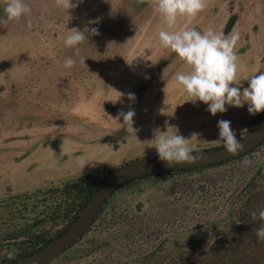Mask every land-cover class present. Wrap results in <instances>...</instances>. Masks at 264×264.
<instances>
[{
	"label": "rangeland",
	"instance_id": "374dc122",
	"mask_svg": "<svg viewBox=\"0 0 264 264\" xmlns=\"http://www.w3.org/2000/svg\"><path fill=\"white\" fill-rule=\"evenodd\" d=\"M24 2L31 13L4 23L6 0H0V135L30 131L26 137L33 143L47 137L41 158L28 165L30 175L21 170L0 188L36 180L51 184L57 177L73 179L91 171L82 176L81 189L64 190L67 182L0 198V264H16L53 243L79 220L108 175L131 160L157 156L150 142L154 129L173 127L172 133L192 138V152L224 146L205 142L214 117L220 120L223 113L213 116L203 102H191L174 79L190 68L159 40L161 30L189 29V19L180 17L168 29L149 0H80L69 11L57 7L55 0ZM86 27L98 28L99 34L87 33L77 54L64 39L68 30ZM245 27L243 20L233 32L239 34L235 53L246 71L240 77L238 69L241 90L249 86L248 79L264 72V50L255 46L245 52L251 46ZM68 57L76 61L70 69L64 67ZM128 93L135 94V101ZM130 107L135 111L134 131L127 133L123 120L113 118ZM226 108L238 115L231 127L240 140L252 134L264 115H251L247 104ZM118 131L125 136L114 140ZM61 138L79 147L108 142L112 151L79 159L80 153L69 150ZM245 158L251 165L243 163ZM104 178L89 198L90 189ZM261 187L264 142L221 166L132 181L107 199L89 229L52 264H178L180 256L190 253L210 255L235 230L248 193ZM7 251H15L13 260Z\"/></svg>",
	"mask_w": 264,
	"mask_h": 264
},
{
	"label": "clouds",
	"instance_id": "9594fccd",
	"mask_svg": "<svg viewBox=\"0 0 264 264\" xmlns=\"http://www.w3.org/2000/svg\"><path fill=\"white\" fill-rule=\"evenodd\" d=\"M80 0H55L56 6L65 10H71L79 6ZM150 5L161 15L168 29H174L180 17L191 20L204 11L206 0H149ZM7 19L3 21H18L31 13V8L24 0H6L3 9ZM88 23H95L89 21ZM31 27V25H29ZM87 33L98 35V28H78L68 30L64 39L66 47L73 48L79 53V45L87 39ZM159 40L162 46L176 53L178 57L190 68L187 73L177 72L174 79L182 90L191 98V102L201 101L207 105V110L215 116L217 113H226V105L240 108L248 105L251 115L264 113V72L252 76L247 81L248 87L241 90V80L238 79V56L235 48L239 40L238 33H217L213 30L201 32L196 29H180L177 31L159 32ZM85 63V61H83ZM76 61L68 57L64 61L65 68H72ZM120 96L123 93H120ZM128 99L135 101V94L128 93ZM135 111L131 107L128 111L121 110L113 118L116 121L123 120L127 133L134 131ZM219 138L214 143L223 142L226 155L237 156L243 152L244 145L237 138V133L231 127V121H218ZM173 127H167L166 131L159 128L153 130V139L158 158L166 167L177 165H195L201 157L193 155L190 147L191 139L176 133H172ZM175 129V128H174ZM196 136V134H193ZM208 142V141H205ZM245 165H251V161L245 158ZM253 219L257 214L252 213ZM259 219L264 221V210L259 212ZM259 240L264 241V224L256 229ZM9 260L15 258V251H7Z\"/></svg>",
	"mask_w": 264,
	"mask_h": 264
},
{
	"label": "crops",
	"instance_id": "0c3cea01",
	"mask_svg": "<svg viewBox=\"0 0 264 264\" xmlns=\"http://www.w3.org/2000/svg\"><path fill=\"white\" fill-rule=\"evenodd\" d=\"M233 18L235 20L231 28L227 30V27ZM204 20L206 24H204ZM243 20H245L246 22L244 33L245 36L250 37L249 42L251 45L249 48L245 47V52H248L249 54L250 52H252L255 46H258L259 50L262 52L264 50V40L262 39V36H264V0H206L204 11L190 20L189 29H196L201 32L213 30L217 33H224L225 35H228L235 31L237 32L242 27ZM259 39L261 40L259 41ZM240 65L241 62H238V69L241 70L239 76H245L244 72L246 71L244 67ZM220 116L222 117V119L220 120H229L232 123V121H234V119L237 118L238 115L235 112H227L228 117H225L226 113H223L222 115L220 114ZM218 121L219 119L214 117V127L207 135L208 140L206 141L212 142L219 138V129L217 126ZM29 132L30 131L21 132L18 134L15 133L13 135H0V185L6 183V181L8 180L7 178L10 179L12 178V176H16L17 173L19 174L21 170H23L24 173L30 175L31 168H28V165L31 162H36L37 159L41 158V145L43 144V141L47 136H43L33 143L30 138L26 137V134H30ZM16 135H24V138L10 139L12 136L15 137ZM61 141L65 142V145L69 150L73 149L74 153H80L78 154L79 159L85 158L86 155H92L96 152L101 153L107 151L110 153L112 151L110 149V143L108 142L84 144L79 147L76 141L69 142L68 139L63 138H61ZM121 151L122 150H119L117 152L113 151L112 153L116 154ZM119 161H121V159H119ZM101 167L103 166H100L99 168ZM90 171L91 170L89 169L79 177L73 179H64L62 177H57L60 180H58L57 182L51 181V184L46 183V180L43 182L41 180H36L37 182L33 185H21L16 187H10L9 185L8 188H0V198L9 194H24L30 191L47 190L48 188H51L55 185H61L70 181L77 180L82 176H85L87 172ZM26 189H29V191L16 193V190L21 191Z\"/></svg>",
	"mask_w": 264,
	"mask_h": 264
},
{
	"label": "water",
	"instance_id": "95a60500",
	"mask_svg": "<svg viewBox=\"0 0 264 264\" xmlns=\"http://www.w3.org/2000/svg\"><path fill=\"white\" fill-rule=\"evenodd\" d=\"M234 18L228 25L229 30L234 22ZM125 136L123 131H118L114 136V140H120ZM244 145V151L237 156L226 155L224 146L206 150L195 151L193 155L201 157L200 162L195 165H177L172 168L166 167L164 162L160 161L157 156L136 159L128 162L106 178L104 184L94 194L85 209L83 210L79 220L67 230L61 237L55 240L50 245L46 246L41 251L19 261L16 264H52L67 247L71 246L77 239H79L97 219L101 209L116 191L123 187L126 183L142 176L153 174L161 171L173 170H188L202 167H209L225 163L254 151L264 142V115L258 123L256 129L250 136L240 140Z\"/></svg>",
	"mask_w": 264,
	"mask_h": 264
},
{
	"label": "trees",
	"instance_id": "16d2710c",
	"mask_svg": "<svg viewBox=\"0 0 264 264\" xmlns=\"http://www.w3.org/2000/svg\"><path fill=\"white\" fill-rule=\"evenodd\" d=\"M221 165H223V163L202 168L205 169ZM202 168L173 171L191 172ZM169 172L170 171L156 172L139 177L132 181L144 179L150 176H158ZM104 180L105 178L96 187H92L90 189L91 193L89 198L98 189V187L101 186ZM84 182L85 179L83 177L75 182H69L64 185V190H67L70 187L74 189H81ZM262 210H264V188H255L248 193L245 203H243L242 207L238 211V223L235 226V230L225 239L217 243L212 254L205 256L203 254L195 255L190 253L187 256H180L178 258V264H264V241L259 240L256 235V229H258L261 224H264V221L259 219V212ZM253 212L257 214L255 219H253L252 216Z\"/></svg>",
	"mask_w": 264,
	"mask_h": 264
}]
</instances>
